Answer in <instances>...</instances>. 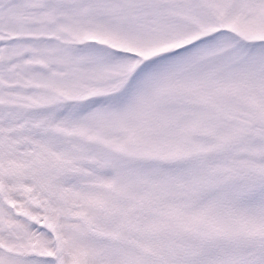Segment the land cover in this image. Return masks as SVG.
Returning <instances> with one entry per match:
<instances>
[{
  "label": "snow or ice",
  "instance_id": "snow-or-ice-1",
  "mask_svg": "<svg viewBox=\"0 0 264 264\" xmlns=\"http://www.w3.org/2000/svg\"><path fill=\"white\" fill-rule=\"evenodd\" d=\"M0 264H264V0H0Z\"/></svg>",
  "mask_w": 264,
  "mask_h": 264
}]
</instances>
